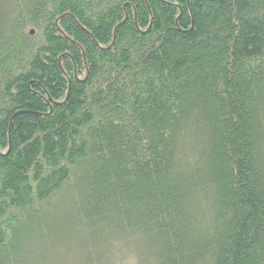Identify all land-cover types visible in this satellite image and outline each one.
<instances>
[{
  "label": "trees",
  "instance_id": "trees-1",
  "mask_svg": "<svg viewBox=\"0 0 264 264\" xmlns=\"http://www.w3.org/2000/svg\"><path fill=\"white\" fill-rule=\"evenodd\" d=\"M0 264H264V0H0Z\"/></svg>",
  "mask_w": 264,
  "mask_h": 264
},
{
  "label": "water",
  "instance_id": "water-1",
  "mask_svg": "<svg viewBox=\"0 0 264 264\" xmlns=\"http://www.w3.org/2000/svg\"><path fill=\"white\" fill-rule=\"evenodd\" d=\"M31 35L33 34V32L30 33Z\"/></svg>",
  "mask_w": 264,
  "mask_h": 264
}]
</instances>
